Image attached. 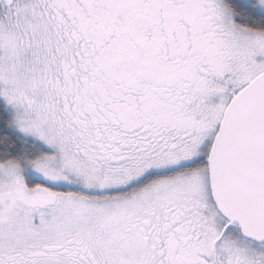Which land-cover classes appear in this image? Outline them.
I'll list each match as a JSON object with an SVG mask.
<instances>
[{
  "label": "snow or ice",
  "instance_id": "snow-or-ice-1",
  "mask_svg": "<svg viewBox=\"0 0 264 264\" xmlns=\"http://www.w3.org/2000/svg\"><path fill=\"white\" fill-rule=\"evenodd\" d=\"M0 264H264V0H0Z\"/></svg>",
  "mask_w": 264,
  "mask_h": 264
}]
</instances>
